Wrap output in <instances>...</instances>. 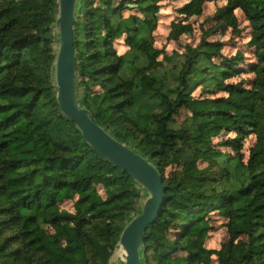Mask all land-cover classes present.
<instances>
[{"label": "trees", "instance_id": "trees-1", "mask_svg": "<svg viewBox=\"0 0 264 264\" xmlns=\"http://www.w3.org/2000/svg\"><path fill=\"white\" fill-rule=\"evenodd\" d=\"M162 1L136 0L142 19H125L124 7L111 0L97 7L76 0L79 106L162 176L165 204L145 233L141 264H205L212 216L226 221L229 236L218 264H264V0H229L213 17L235 34V11L249 23L260 58L251 90L225 85L243 58H223L221 44L207 42V34L196 48L186 47L172 83L158 82L151 71L163 65L151 36ZM195 1L193 13L219 0ZM57 15L58 0H0V264H109L144 191L60 112ZM123 38L128 51L119 56L114 44ZM200 86L226 97L197 100ZM182 111L190 116L179 125ZM248 129L256 142L246 162L212 144L221 133L233 134L225 146L236 151ZM200 162L222 166L220 175L208 176ZM172 166L179 170L166 178ZM71 201L73 213L60 208Z\"/></svg>", "mask_w": 264, "mask_h": 264}, {"label": "rangeland", "instance_id": "rangeland-1", "mask_svg": "<svg viewBox=\"0 0 264 264\" xmlns=\"http://www.w3.org/2000/svg\"><path fill=\"white\" fill-rule=\"evenodd\" d=\"M136 0H111L113 7L123 6V18L127 19L131 16H136L142 19L139 11L136 9ZM229 0H219L213 3H206L200 8L199 13H193L194 9L198 8V2L195 0H163L159 4V10L156 15L157 27L152 33V43L154 49L160 52L157 59L162 63L163 67L151 71V74L163 83L165 78L168 82H173L174 77L183 61V55L186 47L196 48L200 41L207 34V42L219 43L222 46L221 55L223 58L231 59L237 55L242 56V61L236 68L237 75L226 80L225 85H241L247 90H251L257 77L255 68L260 65V58L256 47L250 44L252 31L249 23L245 20L243 13L239 10L234 12L238 21L239 34L233 33L232 29L225 21L215 22L213 20L216 12L227 6ZM93 7L100 5V0H93ZM57 19V16H56ZM55 19V20H56ZM173 26H178L179 35L177 39H170L169 35ZM53 33L56 37L55 43L52 45L54 53L57 54L60 42L58 43L59 35L55 24L52 25ZM114 49L119 56L124 55L128 49L125 45V38L115 42ZM214 63L219 65L220 59H215ZM55 76V75H54ZM264 78V74L262 75ZM264 82V80H262ZM210 88L203 86L198 87L192 97L197 100L203 99H217L226 97L225 93H218L212 91ZM190 114L182 111L180 117L177 119L181 125ZM235 135L221 133L219 137L212 140L216 150L225 154H230L232 157L237 155L243 156L244 161H247L250 150L256 142V137L252 129L246 130L243 137H241L236 151H231L228 146H225L227 140L233 139ZM209 162H200L198 168L206 170V174L210 177H218L222 166H213ZM177 167H170L166 170V178L174 176L178 172ZM99 193L104 196L103 190L99 188ZM142 198L136 207V213L132 218L136 217L142 210L143 203L148 198V194L142 191ZM62 210L73 213L74 201L66 202L60 205ZM226 221L223 218L212 216L210 221V232L205 243V252L202 254L205 259V264H218L217 253L222 246L228 242L229 236L227 234ZM143 250L141 251V254ZM123 254L120 248L117 247L110 259L109 264H123Z\"/></svg>", "mask_w": 264, "mask_h": 264}, {"label": "water", "instance_id": "water-1", "mask_svg": "<svg viewBox=\"0 0 264 264\" xmlns=\"http://www.w3.org/2000/svg\"><path fill=\"white\" fill-rule=\"evenodd\" d=\"M75 7L76 0H58L55 26L60 45L54 72L57 104L61 114L75 124L85 143L114 167L128 173L148 194L141 212L128 223L121 233L118 246L123 250V264H141L145 233L162 211L166 189L162 176L155 166L115 140L109 132L99 126L90 111L79 106L76 84V50L73 39V27L76 22Z\"/></svg>", "mask_w": 264, "mask_h": 264}, {"label": "bare ground", "instance_id": "bare-ground-1", "mask_svg": "<svg viewBox=\"0 0 264 264\" xmlns=\"http://www.w3.org/2000/svg\"><path fill=\"white\" fill-rule=\"evenodd\" d=\"M120 248V247H119ZM120 252H122V254H123V250L120 248Z\"/></svg>", "mask_w": 264, "mask_h": 264}]
</instances>
